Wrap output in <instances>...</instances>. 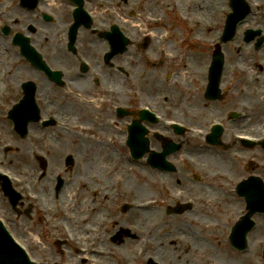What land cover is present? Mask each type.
Wrapping results in <instances>:
<instances>
[{"label": "rangeland", "instance_id": "1", "mask_svg": "<svg viewBox=\"0 0 264 264\" xmlns=\"http://www.w3.org/2000/svg\"><path fill=\"white\" fill-rule=\"evenodd\" d=\"M15 0H0V7L4 4L8 5L14 2ZM114 4L112 5L111 11L115 10L116 14H114V17L116 19H119V16L121 17L120 23L129 36L135 39H140L144 37L145 34H148L150 32V26L147 28L142 24V21L139 18V15L141 12L145 11H151L153 14H160L162 13L164 6L167 4L165 0H131L129 4H121V8L117 6V3L120 0H113ZM55 5V4H52ZM57 6V5H55ZM124 9H127L129 13L126 14L124 12ZM122 10V14H121ZM131 11H133L131 13ZM21 16L20 24L14 23V25L11 23L9 18H7L6 24L10 26H14L16 30H21L22 27H26L25 29H29L30 27H34L33 34L38 32L39 37V30L38 28L44 27L46 28L44 31H41L44 37L41 39L40 46L46 51L47 58L51 61V63L56 66L63 69L71 68V66L76 65L75 57L70 55V53L67 52V50L63 51H56L53 49V42L55 40L54 32L58 30L61 27L62 22L67 21L68 19L64 15H59V24L55 23V25H46L44 22H42V17L40 12H37L35 14H26L24 12L19 13ZM108 14L101 15V22L107 23L109 20H116L115 18L110 19L107 18ZM133 17V18H130ZM264 19V16L263 18ZM27 22H29L27 24ZM217 23H221L219 20ZM11 27V26H10ZM264 27V24L260 21V26ZM49 28V30H48ZM157 29L159 34H163L162 27L154 28ZM24 30V29H22ZM47 31V32H46ZM200 31L201 35L205 37H214L218 34V30H216L215 33H212L211 31L207 30L203 26L200 25ZM30 32V31H29ZM177 32V31H176ZM31 33V32H30ZM155 38V37H154ZM153 38V39H154ZM100 43V42H99ZM246 44L241 41L238 43L235 42L233 44H226L225 48L229 55H234L237 49L243 50V56L240 58V61L244 66H247L246 68H251V72H249V76L247 77H241L238 91H240L239 95H241V92L245 89L247 90L246 95H249L252 97V91H255L256 88H260V80L258 79L255 81L256 76L264 78V49L259 53L256 54L254 52L253 44H251V51L248 53L246 51ZM9 47L16 50V55L19 59V66L21 67V70H19V73H17V76L14 78L8 77L7 80H9V86L6 87V83H4L5 88L0 89V165L10 166L12 170L17 172L22 178L25 179V181L32 187L36 183V178L34 176V173L38 171L37 167H35V160L37 159L36 156H42L43 154H46V150L44 149L45 146H47L49 143L57 144L58 153L60 154V159L63 157H66V153H71L67 155H71L73 158V164L72 166L65 167L67 170V174H69L70 171H73V174L75 173L76 176H71V178L75 177L73 179V184L68 185L65 189V192L63 195L61 194V199L58 200L56 197H54V186L56 184V174L52 172V169H49V161H47L48 165L43 170V172H46L47 178L42 179V184H44V187L46 189V193L48 196L43 197L41 203L47 202L50 203L53 206V211H50L53 213V216L51 217H43L40 220L41 223L35 222V220H39L32 216V212H36L34 209V206L31 205V203H28L29 201H24V209H29V216H22V214H17L13 211L12 207L10 206L8 210V203L5 199H7L5 196H3L2 192L0 191V213L5 215L7 219L10 221L11 225L15 228L19 229L22 234L25 237H28L29 241L27 242L32 251L34 252L35 256L43 257L49 262H57L60 264H90L88 261L83 262V260L75 259L72 254H67V256H63L61 252L58 251V248L53 244L54 241L52 239V234L57 235L61 234V228H60V219L66 217L65 222L68 223L76 232L83 234L84 231V225L80 221V219L84 216V212H91V210H88L86 208V205L82 201V199H85L84 197L87 196L86 193H90V191L86 189H75L79 186L77 180L79 178H82V176H90V172H84V173H76L77 167H80L82 169L87 166L90 161L87 159L89 156L92 155V153L85 154L83 153V150L86 148V143L83 142L84 139H88V134H76L75 140L72 139L73 135H67L64 136L63 134L59 133L57 128L55 126L49 128L46 132H44L43 129H40L39 126H34L30 124L28 127L30 128V133L20 134L14 129V122L9 120L8 118V111L13 106V103H16L17 100H21L23 98L22 90L18 86V89L20 90V94L16 92V94H19L20 96L15 97L14 93L16 90V84L19 85L23 84L24 82H34L38 86L41 85L43 82L46 81L47 84V90L44 94V98L46 99L48 94H52L54 97V100H58V102H67L68 99H70L67 96H64V91L61 90L62 88H59L56 86L55 83L48 81L45 79L43 74L38 75L37 78H35V74H29V77H26L29 72H31L33 69L29 67V64L21 59L18 55V48H13L9 45ZM105 48V47H104ZM102 45H98L97 49L99 52L96 54V51H92L91 49H88V51H82L85 53L86 56L91 58H96L97 56L100 57L101 60V52L104 49ZM6 54L11 57L13 55V52H11L10 49H6ZM140 51L143 50H137L136 48L130 47V51L124 56V59H121L120 64H125L126 68L129 70L130 75H123L120 73V82H118L115 77L116 73L109 72L105 69L104 73L106 74V80L109 84H106L107 86H120L121 90H133V88H137L136 90H142L143 93H145L144 101H148L147 99L153 101L156 103L161 109L165 110V112L171 116V117H183L184 119H190V121H187L191 123V118H195V115L198 114V111H201L203 109V106L201 105L202 102H205V100L202 97V91H197V96L192 97L189 99H185L184 96L182 99H179L176 101L178 93H181V90L179 86L171 84L169 81H167L166 77L163 73L161 75L159 74H153L149 72L145 64L148 61V58L145 55V52L141 53ZM153 56V55H152ZM74 60H73V59ZM186 62L190 65L191 74L188 75L186 85L185 87L190 90V85L188 83V80L190 77H200L199 72L200 68L202 71L206 61H209L208 51L205 49H202L201 52L196 53H189L188 57L185 59ZM22 61V63L20 62ZM10 62L6 64L5 70H9ZM103 64V63H102ZM101 64V68H102ZM165 62H160L156 67L164 66ZM257 64H260L262 68H260ZM2 66V64L0 63ZM152 69H154V65L150 66ZM147 69V70H146ZM67 70V69H66ZM29 71V72H28ZM250 71V69H249ZM35 72V71H32ZM26 77V78H25ZM43 80V82H42ZM66 84L67 86H71L72 84L78 86L79 88L82 86L87 85V80L83 81L84 79L79 78L75 80H68L66 77ZM112 82V83H110ZM154 82H158L161 86L164 87L165 92L167 94H161L160 90L157 89L154 86ZM45 90L42 89V94ZM78 93H81L78 89ZM82 97L87 96L86 90L81 93ZM172 94V96H171ZM146 95L148 98H146ZM249 97V100L251 99ZM16 99V100H11ZM255 104V101H252V105ZM197 106L200 107L199 110H197ZM236 108H238L236 106ZM258 105H256V115L259 113L258 111ZM101 111L107 112V108H102ZM72 113L63 115L64 117L70 118L74 121H80L83 123H91V126L94 127L100 134L103 133L102 130H107V124H110L109 119L104 122H95L93 119L86 117L85 114L89 113V109L81 108V107H75L74 111H71ZM74 113V114H73ZM77 113V114H75ZM174 113V114H173ZM194 115V116H192ZM262 118L260 119L261 122L264 123V113H262ZM76 117H79L76 118ZM204 117V116H203ZM112 118V117H109ZM205 118V117H204ZM124 120V119H122ZM125 121V120H124ZM123 121V122H124ZM193 121V120H192ZM199 121V120H195ZM204 121V120H202ZM259 123V120H256V117L254 119L247 121L244 123V125L247 128H251L252 125H256ZM264 126V124H262ZM261 127V126H260ZM257 127V128H260ZM247 130V129H246ZM57 133V136L53 137V139L50 138V136L53 133ZM32 133H37L39 135L44 134V140L41 142H37L33 139ZM117 133V132H116ZM123 135L126 133L121 132ZM119 135V133H117ZM121 134V136H122ZM60 138V139H59ZM188 138V137H187ZM57 139V140H56ZM63 139V140H62ZM154 139V138H153ZM181 137L175 138V141L180 142ZM88 141H90L88 139ZM155 139L153 140V147L156 149L155 151H161L160 144L157 142L155 143ZM158 144V145H157ZM92 146V145H91ZM158 147V148H157ZM93 148V146H92ZM240 147H235L230 151L231 157L232 155L238 151L242 154L241 158L243 162H247V164L250 161L254 162V165H256L254 168H252L251 171L247 170L246 168H239L235 172H242V176H247L249 174L254 175H260L264 177V166L262 165V160L259 159L262 158L261 154L259 152H262L260 149H254V150H240ZM127 151V150H126ZM35 156V157H34ZM39 158V157H38ZM234 158V157H233ZM51 160H55L54 155L50 157ZM98 163L103 164L102 156H97ZM38 160V159H37ZM65 161V160H64ZM126 162V159L124 156L121 157L120 163L116 162V164L119 167L120 175L118 176L119 183L117 186L110 188L112 185L113 180L109 177V175H105L103 172L98 174L101 179L104 180V185L106 184V187H108L110 193L112 194V201L110 202L109 206L108 203L103 205L101 202H96L95 206L101 212H107L109 211L117 221L116 224H110L109 222L106 223V227H102L98 230L96 228H93L94 230L88 232L89 237V244L90 246L97 247V248H104L107 251L111 252H118V253H126L127 256L126 259H132V253L133 249L135 247L136 242L133 241L131 237L129 239H126L125 243L119 244L114 243V236L116 235L117 231L121 226L123 227H131L132 224H137L140 228H146L147 225L139 222L142 212L144 213L145 209L142 210V208H134V202H144V200L148 198H154L160 199L164 202H168L166 189L162 188L161 186V180L169 181V188H175L179 189L178 185V179H180L184 183H189V181L186 178V171L187 175L190 176L192 180H194L196 187L190 186L189 188L187 186H184L185 189L188 188V193L190 196L195 197L194 200H196L198 197L205 196L208 201L211 199H214V203L216 206H209L204 204L200 207V212L202 214H205L206 216L211 218V221L216 222V228L213 231V233L208 234V232L201 231L198 232L196 230V233H194L195 229H191L188 238L191 239V243L194 244L196 247L195 249H189L188 252L184 254V259L187 260L189 264H258L260 261L262 262V256H261V249L258 247H253L252 251L247 255H241L238 252L233 253L231 248L229 249L224 241V225L229 226L231 225L229 223H225L224 218L233 216L234 218H238L239 215L243 214L245 212V199H240L234 195H230L226 191V187L222 186L225 182H233L238 176L242 173H235V177L231 180H212L211 177H209L208 174L200 175V177H196L189 169H182L184 168L183 164H176L175 171L173 173H176L178 170V174H171L172 176L167 175H161L162 177L159 178V173L153 172V170L148 169L145 165L137 163L130 166H124ZM221 162V161H218ZM223 164V162H222ZM221 163H216L214 161L213 165L210 166L211 169L208 170L209 172H217V171H224L226 170L224 165ZM51 166V165H50ZM104 166V165H103ZM247 166V165H246ZM88 170H90V165L87 167ZM236 168L234 163L230 164V168L228 169V172H233L232 169ZM238 168V167H237ZM34 169L36 172H34ZM39 171H41V168L39 167ZM34 172V173H33ZM128 174L127 176L124 174ZM97 175V174H96ZM169 175V174H168ZM79 177V178H77ZM160 185V186H159ZM33 188V187H32ZM168 188V187H167ZM180 191V190H179ZM66 193V194H65ZM193 193V194H192ZM229 196H227V195ZM68 196V197H67ZM115 196L117 199H115ZM91 199V196L89 197ZM65 203V206H62L65 209H61V207L58 206L59 203ZM62 203V204H63ZM90 203V201H89ZM30 204V205H28ZM175 204V203H173ZM132 206V209L130 211H127V213L123 212V207ZM56 206V207H55ZM131 208V207H130ZM149 210V211H148ZM146 210L147 213H145L146 217L152 220L154 223L153 227H148L145 229V231L140 234L138 231L139 239L144 236V234L147 231L155 233V236L153 238V247H156L155 244H157V241H164L166 243L165 246L160 245V249L164 251V253H161V256L163 257L164 261H171V264H181V262L176 263V256L175 251L178 253V246L179 241L177 240L176 234L177 232L173 233L169 224L171 225L174 220H171L172 218H168L166 213V207L162 209H148ZM59 211V212H58ZM23 212V211H22ZM67 212V213H66ZM128 212H133L131 216H128ZM139 212V214H138ZM149 212H156L158 213L159 217L155 218V215L152 217ZM10 215H9V214ZM59 214V217L55 216V214ZM68 216V217H67ZM161 217L164 218L163 222L161 220ZM256 217H259L262 221H264V215L257 214ZM23 218V219H22ZM34 220H33V219ZM133 219V220H132ZM156 219V220H155ZM92 220V218H91ZM168 223V224H167ZM177 222L173 224V226H177ZM35 225H38V229L35 228ZM47 230L45 231H39V230ZM228 230V229H227ZM226 230V231H227ZM100 231V232H99ZM258 232V231H257ZM251 234V238H253V242H256L258 240H261L264 238V225L261 228V231L258 233ZM147 234V233H146ZM152 234V235H153ZM151 235V236H152ZM215 235V236H214ZM224 235V236H223ZM215 238V241L213 240ZM217 240L221 242V245L217 244ZM177 241V242H174ZM36 243V244H35ZM212 244V245H209ZM175 250V251H174ZM229 253V254H228ZM100 259V258H97ZM175 261H174V260ZM183 259V260H184ZM262 259V260H261ZM109 261H113V259H110ZM102 261V264H107L106 262Z\"/></svg>", "mask_w": 264, "mask_h": 264}, {"label": "bare ground", "instance_id": "2", "mask_svg": "<svg viewBox=\"0 0 264 264\" xmlns=\"http://www.w3.org/2000/svg\"><path fill=\"white\" fill-rule=\"evenodd\" d=\"M5 45H6V42L0 39V53H1V48H3ZM15 60H16V58L14 57V55H12L11 57H8L7 55H2V54H0V63L2 64V66L0 65V83H2V82L5 81V80L3 79V70H4V66H5L7 63H9L10 61H15ZM11 64H12V62H11ZM28 72H29V71H28ZM13 76L16 77V76H17V72H13ZM0 85H1V84H0ZM17 90H18V84L16 85V91H15V93L18 92ZM17 95H18V94H17ZM248 119H249V118H248ZM199 156L201 157V159H200V161H198V162H199L198 167L205 168V166H201V163H202V162L208 164V166H210L209 163H211V164L214 163V162H213V161H214V158L211 157V156H208V154L203 153V154H201V155H199ZM93 168H94V169H98V167H93ZM199 170H202V171H203L204 169H199ZM206 172H207V170H206ZM164 174H166V173H163V175H164ZM101 192L104 193V198H110V197H112V195H111L109 192H105V191H97V192H96V195H100ZM86 200H87L86 203H85L86 208H87L88 210L93 211V210L95 209V207H94L91 203H89L88 200H90V199H86ZM210 202H211V203H214L213 201H210ZM99 219H101V216H99Z\"/></svg>", "mask_w": 264, "mask_h": 264}, {"label": "flooded vegetation", "instance_id": "3", "mask_svg": "<svg viewBox=\"0 0 264 264\" xmlns=\"http://www.w3.org/2000/svg\"><path fill=\"white\" fill-rule=\"evenodd\" d=\"M224 0H210L207 2L209 7V17L208 21L215 20V9L218 7H223ZM181 3L185 6H187V12L189 15H191L192 19H196L200 17V11L202 3L200 0H181ZM230 5V0H225V8H228ZM182 227H187V224L185 222H182Z\"/></svg>", "mask_w": 264, "mask_h": 264}]
</instances>
